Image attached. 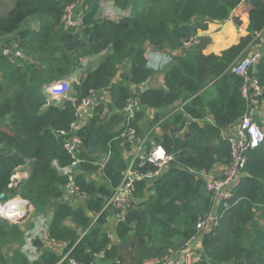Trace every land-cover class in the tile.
Wrapping results in <instances>:
<instances>
[{
  "label": "trees",
  "instance_id": "trees-1",
  "mask_svg": "<svg viewBox=\"0 0 264 264\" xmlns=\"http://www.w3.org/2000/svg\"><path fill=\"white\" fill-rule=\"evenodd\" d=\"M111 1L125 11L119 18L100 17V0H14L11 9L0 14V117L8 116L0 126L1 200L19 195L32 204V217L51 213L48 237L66 242L58 254L35 237L32 242L40 253L32 264H56L64 255L80 264H94L98 254L122 260L119 244L112 243L105 228L110 212L102 208L133 157L132 145L116 138L127 125L141 137L150 129L144 152L153 142L173 159L156 178L135 179L130 207L123 218H116L115 234L120 243L130 241L135 250L156 256L157 264H163V255L183 248L196 231V221L210 208V193L197 171L230 161L221 132L246 109L244 80L231 67L264 41V0ZM76 2L75 11L87 7L79 27L81 38L68 52L63 43L72 39L74 30L64 27L61 16L66 5ZM241 5L247 7V33L218 54L205 53L211 40L198 31L208 22L230 18ZM233 21L240 25L238 18ZM11 42L22 58L3 55ZM147 46L169 51L173 64L163 73L164 87L137 92L135 87L155 72L147 65ZM77 72L80 76L71 82L68 97L48 99L51 83ZM249 74L261 87V95L253 100L264 103V57ZM90 90L106 93L76 131L82 145L74 182L84 200L72 207L58 201L67 182L61 168L71 161L62 146L65 136L59 132L69 130L74 118L71 98L80 100ZM129 99H137L138 107L128 122L123 109ZM147 108L152 118L142 128ZM253 119L264 128V104ZM153 125L159 133L150 128ZM91 135L96 137L94 154L89 152ZM107 153L100 166L97 161ZM139 156L133 166L140 173L156 169L146 155ZM27 160L32 162L27 177L18 188L10 186L15 169ZM31 225L26 221V227ZM20 226L0 217V250L14 245L12 263L30 264L18 251L26 230ZM190 251L199 255L190 264H264V141L246 151L230 207Z\"/></svg>",
  "mask_w": 264,
  "mask_h": 264
},
{
  "label": "built area",
  "instance_id": "built-area-1",
  "mask_svg": "<svg viewBox=\"0 0 264 264\" xmlns=\"http://www.w3.org/2000/svg\"><path fill=\"white\" fill-rule=\"evenodd\" d=\"M86 5L83 8L75 11V3H71L65 6L63 14L61 16V22L66 29H78L83 21ZM190 42H184V45L188 47ZM5 55L22 56L20 51H12L6 47L3 49ZM264 57V41L254 46L252 50L240 58L232 67V71L240 75L244 82L241 87L242 95L247 99L246 109L238 121L230 124L226 130L221 132V136L225 139L230 149V161L225 165H219L217 169L211 171H205L203 169L197 171V176L204 180L205 188L210 193L211 203L207 212L199 217L195 223V233L186 241L188 244L191 240L197 237L200 232H209L214 229L222 215L230 207V201L233 195V190L239 182V176L242 173L245 162V153L248 149L254 148L260 145L264 141V128L259 125L253 119V114L257 113L255 106L256 101L254 97L261 95V87L258 85L255 78L250 76L249 70L253 68L261 58ZM85 60V59H83ZM49 94L52 97L60 98L68 96L70 90L69 78L59 80L51 83L47 88ZM103 96V95H102ZM74 107V118L70 122L69 130H61L59 134L64 135L62 140V146L65 152L69 155L71 161L68 165L61 168L64 175L67 176V182L64 186V191L72 195L80 194L79 186L74 182V175L77 164L81 161L79 158V150L82 145V140L76 134L77 129L82 127L89 119L90 111L94 109L101 100L98 92L90 90L88 95L80 98H71ZM138 105L137 99H129L124 107V113L126 114V120L129 122L134 114L135 108ZM206 120L210 121L208 117ZM116 138L121 139L127 143H130L133 147L131 150V156L129 165L124 171L122 182L113 189L112 193L106 197L103 210H112L116 218H123L125 213L130 207V200L134 191L135 179L144 178L151 180L157 177L173 159V155L167 153L166 150L159 144L152 142V147H149L147 152L145 151L146 137H141L137 134L136 128L127 125L120 130ZM109 153L102 156L97 163L103 166L106 156ZM140 155H146L147 159L154 163L156 169L144 174L140 173L134 166L135 157ZM23 203V207L18 210H12L10 204L11 199L7 201H0V217L8 219L18 217L27 210V201L19 199ZM199 259L198 255L192 252L187 253L185 261L190 264ZM63 260H66L67 264H80L75 258L64 255L61 260L56 264H63ZM163 264H175L170 261V257H166Z\"/></svg>",
  "mask_w": 264,
  "mask_h": 264
},
{
  "label": "crops",
  "instance_id": "crops-1",
  "mask_svg": "<svg viewBox=\"0 0 264 264\" xmlns=\"http://www.w3.org/2000/svg\"><path fill=\"white\" fill-rule=\"evenodd\" d=\"M14 0H0V14L5 15L9 9L13 6ZM236 17L240 20V25H236L233 21V18ZM33 26H36L35 22H32ZM248 25V14H247V7H244L241 5L238 7L234 12H231L230 18L226 20H214L211 22H208L207 28L205 30H199L198 35H206L210 38L211 42L207 45V47L204 49L205 53L213 52L218 54L221 50L229 47L230 45L236 43L238 39L242 36H244L246 32V28ZM262 38H264V34H262ZM12 50H17L18 48L16 45L11 42L9 44ZM148 49L150 48L147 46ZM146 47V48H147ZM146 50V49H145ZM169 51L163 50V51H156L152 50L151 48L147 51V62L148 65L151 66L155 72L152 76L145 79L142 83L138 84L137 88L142 91L143 89H146L148 87H164V81H163V73L171 67L173 64V60L170 57ZM11 57L16 58L15 55H10ZM86 61L82 59V63ZM80 76V72H77V74L72 77V80H75ZM106 92L100 93L98 92L99 96L101 97V100H104L105 97L102 96ZM71 94V93H70ZM49 100H52V97L48 98ZM58 100V99H57ZM264 103H256L253 106L256 108V112H259ZM172 106H175L173 104ZM138 107V105L136 106ZM105 110V109H104ZM146 117H144L143 120L140 122V126L142 128L146 125V123H149V120L152 118L151 115H149L150 109H145ZM257 114V113H255ZM93 115V111H90V116ZM209 117V116H208ZM8 122V116L4 117V124ZM3 124V125H4ZM2 126V125H1ZM150 128H154L156 133H159V127L158 126H152ZM150 129H148V132L145 131L142 134L143 137H147V134L149 133ZM103 155H101V160ZM219 165H215L213 169H217ZM32 168V162L30 160H27L23 165L18 166L14 173V179L17 182H20L24 179L25 175H28V172ZM212 169V170H213ZM92 177V176H91ZM96 180L99 179V177H95ZM16 197H19L18 195ZM13 200H19L18 198H15ZM84 197L82 195L76 196L72 195L70 193L64 192L63 195L58 199L59 202H66L72 207L81 206L83 204ZM33 211V206H31V212ZM110 212V215L107 217V221L105 223L106 230L108 231V235L111 238V241L113 244H119L120 252L123 254V258L121 261L118 260H112V259H103L102 254H98L95 257V263L96 259H99L100 261L105 260H112L111 264H157L158 263V257L153 256L149 253H145L141 250H135L136 247L132 246L130 241H123L120 243V241L117 239L115 234V223H116V217L114 215V212L112 210H108ZM32 214V213H30ZM51 214V213H48ZM46 214V215H48ZM46 215H39L36 217H32L31 215L28 216L27 222L32 223L31 226L26 227V221H23L20 223V227L22 230H25V237L22 242V245L18 248L19 253L23 255L25 260H27L30 264L35 261L39 256V249L35 247L32 240L35 237H38L45 248L52 249L55 253H62L63 249L66 245L65 241L62 240H55L50 239L47 235V224L45 223L44 219ZM69 223V221H67ZM204 234L203 232H200L197 234V237L190 241L188 244L185 242V245L183 248H177L174 250L169 249V253L163 255V258L170 257V261L175 264H184L186 263L185 257L187 253L192 252L190 251V248L199 247L200 245V237ZM16 249V246L14 245H6L3 246L0 250L1 257L4 260V263L2 264H13L12 258H13V251ZM193 253V252H192ZM195 254V253H193ZM198 255V254H195ZM199 256V255H198Z\"/></svg>",
  "mask_w": 264,
  "mask_h": 264
},
{
  "label": "water",
  "instance_id": "water-1",
  "mask_svg": "<svg viewBox=\"0 0 264 264\" xmlns=\"http://www.w3.org/2000/svg\"><path fill=\"white\" fill-rule=\"evenodd\" d=\"M129 9H127V13H128ZM81 38V30L78 28L76 30H74L73 32V36L72 39L69 42L63 43V47L65 48L66 51L68 52H72L75 50L76 48V44L77 41ZM137 92H140L139 88L135 89ZM4 124V116L0 117V126ZM89 152L90 154H94L96 152V137L94 135H91L89 137ZM2 194H0V200L2 199ZM30 203L29 201L27 202V206L29 207ZM30 215V210L27 209V211H25L23 214H20L19 217L15 218V219H9L11 222L19 224L23 221H25L28 216ZM52 220V215L48 214L45 216V223L49 224ZM112 260H105V261H100L99 259H96V263L99 264H111ZM222 264H228L223 262Z\"/></svg>",
  "mask_w": 264,
  "mask_h": 264
},
{
  "label": "rangeland",
  "instance_id": "rangeland-1",
  "mask_svg": "<svg viewBox=\"0 0 264 264\" xmlns=\"http://www.w3.org/2000/svg\"><path fill=\"white\" fill-rule=\"evenodd\" d=\"M124 13H125V11H121L120 9L114 7L113 2L111 0H100V2H99L98 15L100 17H107V18L116 19V18H119L120 16H122ZM31 25L33 26L32 23H31ZM149 49H148V47L146 48L145 55L147 54V51ZM69 78L72 79V77H69ZM12 201H14V200H12Z\"/></svg>",
  "mask_w": 264,
  "mask_h": 264
},
{
  "label": "clouds",
  "instance_id": "clouds-1",
  "mask_svg": "<svg viewBox=\"0 0 264 264\" xmlns=\"http://www.w3.org/2000/svg\"><path fill=\"white\" fill-rule=\"evenodd\" d=\"M77 2L75 3V7L77 6ZM87 6V5H86ZM127 12V11H126ZM72 29V28H71ZM73 30H76V29H73ZM6 47H8V48H10L11 49V47L10 46H6ZM6 47H4V48H6ZM3 48V49H4ZM12 50V49H11ZM18 51H20L19 49H17ZM17 50H12V51H17ZM157 51V50H156ZM21 52V51H20ZM2 53H3V50H2ZM21 54H22V56H16V57H20V58H22L24 55H23V53L21 52ZM3 55L4 56H10V55H5L4 53H3ZM170 55V54H169ZM171 57V56H170ZM146 58H147V55H146ZM147 65H148V62H147ZM149 66V65H148ZM152 70H154L151 66H149ZM155 71V70H154ZM66 79V78H65ZM69 80H70V90H71V82L73 81L72 79H70L69 78ZM57 82V81H56ZM54 83V82H53ZM48 88V87H47ZM137 87H135V89H136ZM70 90H69V93H68V96L70 95ZM47 92H48V90H47ZM49 93V92H48ZM50 95V94H49ZM51 96V95H50ZM68 96H66V97H68ZM52 97V96H51ZM52 98H55V97H52ZM60 98H63V97H60ZM60 98H55V99H60ZM103 101V100H102ZM123 112H125L124 110H123ZM125 114V113H124ZM126 115V114H125ZM5 117V116H4ZM199 171V170H198ZM211 171V170H210ZM27 177V175H25V177L24 178H26ZM11 180H12V183L11 184H9L10 186H14L15 188H18V183L19 182H17V181H15V179H14V176H13V174H12V176H11ZM207 190V189H206ZM65 192V191H64ZM76 196H79V195H81V192H80V194H75ZM19 196V195H18ZM15 198H18V199H22V200H26V199H23V198H21L20 196L19 197H14V198H11V200H13V199H15ZM1 202H3L2 200H0ZM7 201V200H6ZM27 202H28V200H26ZM30 203V202H29ZM27 206V205H26ZM31 206H32V204H30L29 205V207L27 206V209H29L30 210V213H32L31 212ZM27 211V210H26ZM31 215V214H30ZM50 215H52V214H50ZM19 217V216H18ZM15 218H17V217H15ZM15 218H11V219H15ZM10 218H8L7 220H9ZM10 221V220H9ZM11 222V221H10ZM0 256H1V253H0Z\"/></svg>",
  "mask_w": 264,
  "mask_h": 264
},
{
  "label": "bare ground",
  "instance_id": "bare-ground-1",
  "mask_svg": "<svg viewBox=\"0 0 264 264\" xmlns=\"http://www.w3.org/2000/svg\"><path fill=\"white\" fill-rule=\"evenodd\" d=\"M10 207L12 210H18L23 207V203L20 200H14L11 202Z\"/></svg>",
  "mask_w": 264,
  "mask_h": 264
}]
</instances>
